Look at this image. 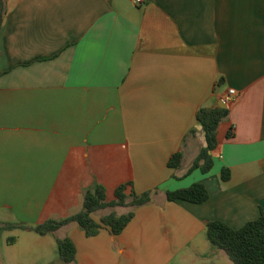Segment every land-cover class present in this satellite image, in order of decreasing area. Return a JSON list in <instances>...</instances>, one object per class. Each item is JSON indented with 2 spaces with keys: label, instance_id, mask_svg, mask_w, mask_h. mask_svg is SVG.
Segmentation results:
<instances>
[{
  "label": "crops",
  "instance_id": "obj_1",
  "mask_svg": "<svg viewBox=\"0 0 264 264\" xmlns=\"http://www.w3.org/2000/svg\"><path fill=\"white\" fill-rule=\"evenodd\" d=\"M4 2L0 264H47L58 237L76 245L70 264H234L206 226L237 229L264 212V0ZM201 107L229 109L208 172L192 169L206 145ZM177 151L183 162L171 168ZM129 182V196L151 200L92 214L133 209L119 234L87 236L75 222L47 235L7 227L66 218L95 185L111 201ZM195 182L205 202L168 199Z\"/></svg>",
  "mask_w": 264,
  "mask_h": 264
},
{
  "label": "trees",
  "instance_id": "obj_2",
  "mask_svg": "<svg viewBox=\"0 0 264 264\" xmlns=\"http://www.w3.org/2000/svg\"><path fill=\"white\" fill-rule=\"evenodd\" d=\"M6 8L4 0H0V28ZM229 116V109L225 107H201L197 114V122L202 126L206 145L200 150L196 157L192 169L200 168L203 172H208L213 167V151L217 144V130L219 124ZM191 133H195L192 129ZM229 134H232L231 132ZM184 154L182 151L173 153L169 159L168 165L171 168H178L183 162ZM229 169H223V178L229 176ZM132 183H122L115 189V199L107 200V191L105 186L97 184L93 189H89L84 194L82 208L61 219H48L40 224L26 225L16 224L7 225L8 228L20 227L35 231L40 235H47L56 232L62 226L75 222L85 231L87 236H95L103 226H108L114 234H119L128 225L134 216V210L124 214H118L112 211L102 215L99 221H96L92 214L98 210L117 206H136L148 203L151 200L150 191L137 194L132 191L130 196L127 194V188ZM131 197V201L127 199ZM169 200H186L193 203H202L209 198V192L205 184L195 182L189 187L168 191ZM207 236L210 242L224 250L234 264H264V212L252 221L247 222L240 228H233L227 223L214 220L207 223ZM57 247L61 260L70 264L76 258V245L70 237L57 238Z\"/></svg>",
  "mask_w": 264,
  "mask_h": 264
},
{
  "label": "rangeland",
  "instance_id": "obj_3",
  "mask_svg": "<svg viewBox=\"0 0 264 264\" xmlns=\"http://www.w3.org/2000/svg\"><path fill=\"white\" fill-rule=\"evenodd\" d=\"M16 224H24V223H16ZM15 228H17V227H15ZM18 228H20V227H18ZM21 229H23V228H21ZM0 233H1L0 234V243L2 244L3 239L5 238L6 230H1ZM35 235H37V234H35ZM59 257H60V255H59L58 247H57L56 251H52V257L51 258H53V259H51V262L49 261L47 264H60V263H58V261L60 260ZM226 257L228 258V261H230L229 263H233L228 256H226ZM187 264H224V263H222L221 259H219L218 257L211 256V257H208L206 261L199 260V261H197V263H193V262L189 261Z\"/></svg>",
  "mask_w": 264,
  "mask_h": 264
},
{
  "label": "built area",
  "instance_id": "obj_4",
  "mask_svg": "<svg viewBox=\"0 0 264 264\" xmlns=\"http://www.w3.org/2000/svg\"><path fill=\"white\" fill-rule=\"evenodd\" d=\"M135 3H137V4H142L143 3V0H133ZM234 95H236V90L235 89H229V93H228V96L226 97V99H224V101L226 102V101H229L230 100V98L232 97V96H234Z\"/></svg>",
  "mask_w": 264,
  "mask_h": 264
}]
</instances>
